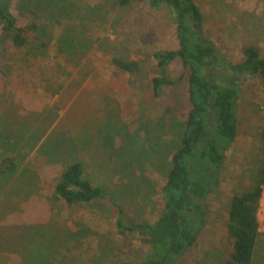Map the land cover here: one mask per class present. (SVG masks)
Masks as SVG:
<instances>
[{"label": "rangeland", "instance_id": "obj_1", "mask_svg": "<svg viewBox=\"0 0 264 264\" xmlns=\"http://www.w3.org/2000/svg\"><path fill=\"white\" fill-rule=\"evenodd\" d=\"M193 1L203 35L226 60L240 62L249 44L264 53V0ZM0 2L10 7L19 26L35 23L39 34L35 38L29 29V42L20 50L0 46V264H108L144 257L147 250L137 247L136 236L123 240L118 233L115 206L127 219L156 214L165 161L188 110V71L180 59L166 71L176 84L159 96L151 89L160 75L153 52L179 47L172 15L148 0L125 7L117 0ZM42 42H48L46 55L28 54ZM72 46L69 53L66 48ZM119 53L139 62V71L115 67L111 58ZM220 78L238 91L237 137L225 143L208 221L195 246L175 264H226L232 248L226 201L247 188L262 149V79L245 73ZM7 159L14 170H6ZM74 159L82 162L88 180L112 191L113 204L103 199L67 205L52 198L60 173ZM263 191L251 264H264Z\"/></svg>", "mask_w": 264, "mask_h": 264}, {"label": "trees", "instance_id": "obj_2", "mask_svg": "<svg viewBox=\"0 0 264 264\" xmlns=\"http://www.w3.org/2000/svg\"><path fill=\"white\" fill-rule=\"evenodd\" d=\"M132 1L117 0V6L125 7ZM148 2L153 8L164 6L172 15L179 43L177 49L153 52L160 75L152 79V94L159 96L164 87L176 84L166 71L175 59H180L188 71V110L177 123L178 143L165 161L167 171L158 188L156 214L141 220L127 219L123 208L115 206L118 233L123 240L136 236L140 245L137 247L146 248V255L108 264H175L195 246L200 230L208 221L211 199L219 189L227 144L237 137L238 91L220 76L245 73L259 76L264 83V53L249 44L242 48L240 62L226 60L213 42L203 35L202 15L193 0ZM15 17L10 7L0 2V46L9 44L20 50L29 42V29L36 33L35 38L39 36L38 26L35 23L19 26ZM46 44L42 42L41 48L32 45L28 54L33 53V57L46 55L49 49L48 42ZM66 49L70 53L74 47ZM111 62L129 74L140 68L139 62L122 53L113 55ZM211 118L215 119L213 129L209 127ZM259 138L262 149L257 152L256 168L248 177L249 185L226 201V232L232 243L226 264H251L260 235L257 211L264 184V128ZM58 152L59 148L56 149ZM7 162L6 170H14L13 160L7 159ZM52 198L67 205L90 204L103 199L114 202L112 191L85 177L82 162L77 159L65 165ZM96 261L93 260V264H99Z\"/></svg>", "mask_w": 264, "mask_h": 264}, {"label": "built area", "instance_id": "obj_3", "mask_svg": "<svg viewBox=\"0 0 264 264\" xmlns=\"http://www.w3.org/2000/svg\"><path fill=\"white\" fill-rule=\"evenodd\" d=\"M263 189V188H262ZM263 191V190H262ZM264 192V191H263ZM263 193L261 194V198H260V203H259V208H261L262 204H263ZM258 208V209H259Z\"/></svg>", "mask_w": 264, "mask_h": 264}]
</instances>
